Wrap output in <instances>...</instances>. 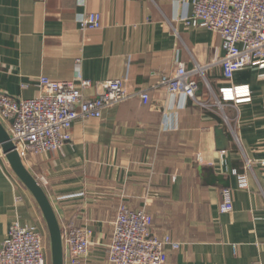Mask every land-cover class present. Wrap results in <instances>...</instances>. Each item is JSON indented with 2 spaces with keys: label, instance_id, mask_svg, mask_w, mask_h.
<instances>
[{
  "label": "crops",
  "instance_id": "crops-1",
  "mask_svg": "<svg viewBox=\"0 0 264 264\" xmlns=\"http://www.w3.org/2000/svg\"><path fill=\"white\" fill-rule=\"evenodd\" d=\"M196 1L0 0V93L28 99L40 92L38 76L74 80L78 58L82 76L93 83L85 92L89 97L117 78L128 91L149 90L148 104L132 97L100 118L78 120L61 150L25 162L60 225L93 230L83 264H110L107 245L121 203L145 208L155 234L181 243L168 249L166 264L264 262V68L235 74L232 84L249 85L251 100L226 103L229 123L220 109L169 94L160 83L179 62L188 69L198 62L211 64L205 75L215 91L231 85L221 76L225 51L219 34L187 23ZM88 12L101 14L100 28L80 29ZM206 89L202 80L203 102L211 99ZM219 128L228 149L217 148L225 142L217 139ZM245 156L254 162L246 190L232 173L243 170ZM224 188L232 190L229 213L219 210ZM15 219L47 233L32 193L0 158V247Z\"/></svg>",
  "mask_w": 264,
  "mask_h": 264
},
{
  "label": "built area",
  "instance_id": "built-area-1",
  "mask_svg": "<svg viewBox=\"0 0 264 264\" xmlns=\"http://www.w3.org/2000/svg\"><path fill=\"white\" fill-rule=\"evenodd\" d=\"M79 23L82 31L98 29L102 26V16L99 12H88ZM187 23L199 24L219 34L225 51L219 61L221 76L231 85L221 86L219 91H215L205 75L211 64L198 62L191 69L179 62L173 73L161 76L160 83L169 94H183L192 98L195 105L220 109L224 121L229 123L226 103L236 97V101L251 100L249 85L232 84L235 74L252 66L264 68V0H197ZM76 64L78 74L74 80L57 81L44 75L36 77L40 92L35 97L18 99L0 93V121L6 125L24 162L30 156L61 150L71 140V129L78 120L100 118L106 108L132 97L144 105L149 103L148 89L128 91L124 80L118 78L102 82V90L96 97L87 96L85 92L93 83L80 72L82 58H78ZM202 80L206 83L210 101L203 102L198 98ZM235 137L240 142L236 133ZM0 158L6 159L1 144ZM261 164L264 167V160ZM253 165V160L245 156L243 170H232L239 189H249ZM262 190L264 192V188ZM16 198L21 201V196ZM233 208L231 188L222 189L220 212L229 213ZM153 223L152 215L145 208L136 210L121 203L107 245L110 264H166L168 249L178 250L181 243L170 234H155ZM61 228L65 264H83L93 244V230L73 223ZM0 264H49L43 232L36 225L23 224L15 219L0 247Z\"/></svg>",
  "mask_w": 264,
  "mask_h": 264
},
{
  "label": "water",
  "instance_id": "water-1",
  "mask_svg": "<svg viewBox=\"0 0 264 264\" xmlns=\"http://www.w3.org/2000/svg\"><path fill=\"white\" fill-rule=\"evenodd\" d=\"M217 139L219 141H225L221 143L219 142L217 146L218 149L225 150L229 148V145L226 142L227 136L224 133L223 128L217 129ZM0 144L14 174L32 193L43 213L50 235L52 264H65L62 228L55 209L42 184L28 169L25 162L16 151L15 144L12 142L7 129L1 121ZM226 186H230L229 183Z\"/></svg>",
  "mask_w": 264,
  "mask_h": 264
},
{
  "label": "rangeland",
  "instance_id": "rangeland-1",
  "mask_svg": "<svg viewBox=\"0 0 264 264\" xmlns=\"http://www.w3.org/2000/svg\"><path fill=\"white\" fill-rule=\"evenodd\" d=\"M45 248H46V254H47V258H48V263L52 264L51 241H50V235H49V231L48 230H47V233L45 234Z\"/></svg>",
  "mask_w": 264,
  "mask_h": 264
},
{
  "label": "trees",
  "instance_id": "trees-1",
  "mask_svg": "<svg viewBox=\"0 0 264 264\" xmlns=\"http://www.w3.org/2000/svg\"><path fill=\"white\" fill-rule=\"evenodd\" d=\"M206 90L208 91V89H206ZM208 94H209V93H208ZM97 95H98V94H97ZM97 95H96V96H97ZM96 96H94V97H96Z\"/></svg>",
  "mask_w": 264,
  "mask_h": 264
}]
</instances>
